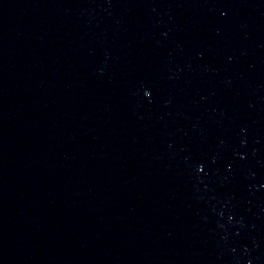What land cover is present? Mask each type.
<instances>
[{"label":"water","instance_id":"water-1","mask_svg":"<svg viewBox=\"0 0 264 264\" xmlns=\"http://www.w3.org/2000/svg\"><path fill=\"white\" fill-rule=\"evenodd\" d=\"M5 264H264V0H10Z\"/></svg>","mask_w":264,"mask_h":264},{"label":"snow or ice","instance_id":"snow-or-ice-1","mask_svg":"<svg viewBox=\"0 0 264 264\" xmlns=\"http://www.w3.org/2000/svg\"><path fill=\"white\" fill-rule=\"evenodd\" d=\"M202 167V166H201Z\"/></svg>","mask_w":264,"mask_h":264}]
</instances>
